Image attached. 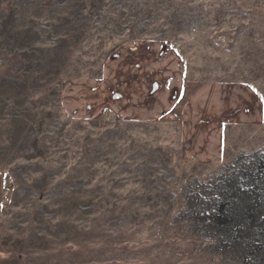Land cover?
Instances as JSON below:
<instances>
[{"label":"rangeland","instance_id":"obj_1","mask_svg":"<svg viewBox=\"0 0 264 264\" xmlns=\"http://www.w3.org/2000/svg\"><path fill=\"white\" fill-rule=\"evenodd\" d=\"M144 38L264 95V0H0V264H264V128L186 164L174 123L65 114L67 80Z\"/></svg>","mask_w":264,"mask_h":264},{"label":"crops","instance_id":"obj_2","mask_svg":"<svg viewBox=\"0 0 264 264\" xmlns=\"http://www.w3.org/2000/svg\"><path fill=\"white\" fill-rule=\"evenodd\" d=\"M61 103L77 120L174 123L186 164H219L227 150L249 145L264 128L258 85L226 77L195 81L178 44L158 39L113 45L95 75L65 82Z\"/></svg>","mask_w":264,"mask_h":264}]
</instances>
